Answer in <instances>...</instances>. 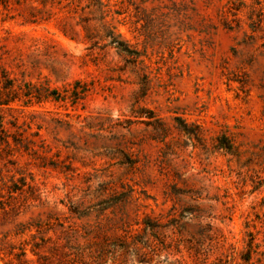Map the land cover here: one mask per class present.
Segmentation results:
<instances>
[{
    "label": "rangeland",
    "instance_id": "obj_1",
    "mask_svg": "<svg viewBox=\"0 0 264 264\" xmlns=\"http://www.w3.org/2000/svg\"><path fill=\"white\" fill-rule=\"evenodd\" d=\"M6 84L0 264H264V0H0Z\"/></svg>",
    "mask_w": 264,
    "mask_h": 264
},
{
    "label": "trees",
    "instance_id": "obj_2",
    "mask_svg": "<svg viewBox=\"0 0 264 264\" xmlns=\"http://www.w3.org/2000/svg\"><path fill=\"white\" fill-rule=\"evenodd\" d=\"M106 38L110 39L109 45L114 47L118 54L123 55L125 57L131 58L134 61H137L140 58V54L136 52L135 50H132L127 43H125L123 40L120 39V35L116 34L114 31L109 30V32L105 36ZM10 85V86H9ZM5 85L3 87L4 91L6 93H9L8 95L6 94V98L0 97V106H9L12 103H15L16 101H20L22 98L13 96L14 94L12 93V86L11 84ZM87 93V90L84 92H79V94L76 95L77 98L76 100H81L82 96H84ZM5 94V93H4ZM56 92H52L50 96L48 97H43L41 94H34V93H27L24 94V97L28 101H35L33 103H42L45 99L53 98L55 97ZM181 121V120H178ZM0 140L2 138L0 137ZM5 142V140H2ZM215 147L216 150L218 151H225L229 152L232 151V145L228 142V139L225 136L218 137L215 141Z\"/></svg>",
    "mask_w": 264,
    "mask_h": 264
}]
</instances>
